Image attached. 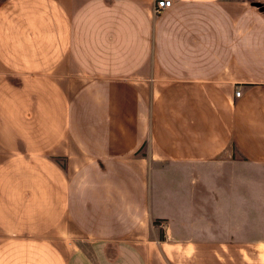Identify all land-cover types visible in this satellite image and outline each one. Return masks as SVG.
Listing matches in <instances>:
<instances>
[{
  "label": "crops",
  "instance_id": "0c3cea01",
  "mask_svg": "<svg viewBox=\"0 0 264 264\" xmlns=\"http://www.w3.org/2000/svg\"><path fill=\"white\" fill-rule=\"evenodd\" d=\"M151 6L0 0V264H264V237L203 234L241 196L223 154L264 166V0Z\"/></svg>",
  "mask_w": 264,
  "mask_h": 264
},
{
  "label": "rangeland",
  "instance_id": "374dc122",
  "mask_svg": "<svg viewBox=\"0 0 264 264\" xmlns=\"http://www.w3.org/2000/svg\"><path fill=\"white\" fill-rule=\"evenodd\" d=\"M223 156L228 160L236 159L238 163L233 165V171L240 173L238 176L242 178L241 182H236L231 185V187L237 188L238 191L241 192L240 197H236L232 194L230 198L226 200L227 203H232L231 210H227L225 212V219L221 217V219L225 220L221 221L222 224L217 226V223H213L214 221L211 218V221L208 223V230L204 229V236L212 235V232H217L215 230H222V234L229 235L228 233L232 228H235L238 234H241V239L244 241H251L255 239H260L264 237V166L251 164L246 162L243 159L238 158L232 149L227 150ZM238 164V165H237ZM251 177V178H250ZM240 179V178H238ZM247 179V180H246ZM256 179V180H255ZM227 181V178H226ZM228 183H226L227 185ZM227 189L228 186H226ZM234 191V190H233ZM211 203V200H210ZM242 203V209L239 207ZM254 203L258 204V207L254 205ZM198 202L194 203L192 208H188L189 212L198 213ZM239 205V206H238ZM254 205L253 207H251ZM197 206V207H196ZM201 209V208H200ZM211 212V209H209ZM234 210L236 213L234 214ZM203 212V211H202ZM242 216L241 219L237 218L238 215ZM234 215H237L234 217ZM253 216L254 221H251V218L248 216ZM246 216V217H244ZM201 219V218H199ZM220 219H217V222ZM258 220V221H257ZM198 219L193 218L192 225L190 223H185L182 226L176 225L175 227V239L179 242L184 241H196L199 237H202V229L198 226ZM207 225V222H205ZM198 229L200 232H198ZM225 230V231H224ZM219 232V231H218ZM205 253H210V250H203ZM184 252V251H181ZM225 255L223 256V260L220 264H250L249 263V250H236V249H227L225 251ZM183 257H179L177 259L176 264H202V254L201 250H191L187 251L182 255ZM187 256V257H186ZM213 259H210L211 264H217L212 262ZM205 264V261H203Z\"/></svg>",
  "mask_w": 264,
  "mask_h": 264
},
{
  "label": "built area",
  "instance_id": "2783aa9c",
  "mask_svg": "<svg viewBox=\"0 0 264 264\" xmlns=\"http://www.w3.org/2000/svg\"><path fill=\"white\" fill-rule=\"evenodd\" d=\"M172 3V0H152V6H151V14L153 16L158 15L161 13L164 9L168 8ZM240 95V89L236 88L234 90V96L238 97ZM161 228L164 226L163 224H160Z\"/></svg>",
  "mask_w": 264,
  "mask_h": 264
}]
</instances>
